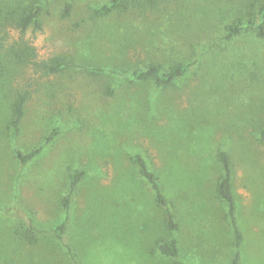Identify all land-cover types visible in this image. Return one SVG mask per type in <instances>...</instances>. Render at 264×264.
Returning <instances> with one entry per match:
<instances>
[{"label": "rangeland", "instance_id": "1", "mask_svg": "<svg viewBox=\"0 0 264 264\" xmlns=\"http://www.w3.org/2000/svg\"><path fill=\"white\" fill-rule=\"evenodd\" d=\"M112 1L0 0V264H232L220 151L232 164L240 264H264V36L225 40L264 0H117L97 13ZM30 8L40 25L22 33L10 17ZM19 49L67 66L42 76ZM177 63L190 69L170 86L132 78ZM18 90L30 96L14 127ZM37 150L25 165L16 156ZM137 153L158 178L174 233ZM173 238L178 258L159 250Z\"/></svg>", "mask_w": 264, "mask_h": 264}, {"label": "trees", "instance_id": "2", "mask_svg": "<svg viewBox=\"0 0 264 264\" xmlns=\"http://www.w3.org/2000/svg\"><path fill=\"white\" fill-rule=\"evenodd\" d=\"M154 4H157L159 0H149ZM161 1V0H160ZM119 7L118 1H112L108 6H104L97 10V13L101 15H106L112 11V9ZM71 5L67 4L65 8L64 14L67 15L70 11ZM39 13L35 11L33 8L22 11V14L17 18L10 17L17 27L22 33H24L28 27L34 23L35 25H40V21L38 20ZM247 30H255L258 35L264 36V2L258 7L257 12L255 14L254 19H243L237 18L234 23L228 26L227 34L225 37L226 41H231L236 35L240 34L242 31ZM5 37L1 36L0 31V49L4 46ZM16 58L23 59L34 70L35 73L40 74L42 76H53L61 73L65 66H67L66 59L63 56H54L50 59L40 60L35 56V52L33 50L27 52L25 49H19V51L14 53ZM190 69V64L187 63H177L166 70H161L160 66L157 65H149L145 70L135 71L132 74V78L138 81H154L159 87H166L172 85L178 78L187 73ZM109 94L112 95V91L109 89ZM28 91H20L18 90L16 93L15 100L12 104V112H13V121L12 124L14 127H18L21 118L24 115V108L29 99ZM50 140V139H49ZM261 140L264 141V129L261 132ZM39 150L31 152L27 155L22 154L20 151H16V156L22 165L27 164L31 159H33ZM218 159L223 168V176L219 180L217 185V193L219 198L224 201L228 207V217L233 227L234 236H235V246H236V254L233 258L232 264H240V250L243 243V234L239 227L237 217H236V199L233 192V183H232V164L230 157L227 152L220 151L218 153ZM134 162L139 168V172L142 177L151 185L154 191L155 201L158 205L166 208V219H165V227L169 232H176L178 230V223L176 218L170 209L168 202L166 201L160 183L156 175L150 170L147 161L140 153L134 155ZM83 178L82 173H76L73 177L72 185L70 188V193L64 199V205L66 208L70 205V199L74 191L76 190L78 184ZM66 230V222L62 223L58 228H56L55 232L57 236H62ZM160 252L171 258L179 257V247L178 242L175 238H173L170 242H162L159 245Z\"/></svg>", "mask_w": 264, "mask_h": 264}]
</instances>
